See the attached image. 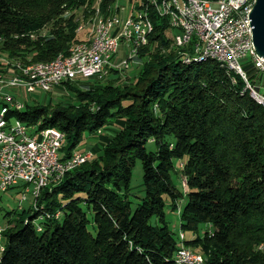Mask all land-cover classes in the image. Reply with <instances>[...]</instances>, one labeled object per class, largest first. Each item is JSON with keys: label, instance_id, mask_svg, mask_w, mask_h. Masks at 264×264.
<instances>
[{"label": "trees", "instance_id": "16d2710c", "mask_svg": "<svg viewBox=\"0 0 264 264\" xmlns=\"http://www.w3.org/2000/svg\"><path fill=\"white\" fill-rule=\"evenodd\" d=\"M116 1L0 0V52L22 65L66 56L83 39L64 12L96 3L107 14ZM144 4L138 0L137 9ZM147 11L153 29L136 52L144 59L131 85L115 84L112 71L91 83H62L76 105L58 101L5 113L63 133L64 159L84 133H103L97 155L40 188L27 211L6 213L0 264H175L179 243L198 249L204 264H264V250L256 248L264 243V107L215 60L183 62L167 19ZM45 26L47 34L39 35ZM242 68L250 83L261 81L249 61ZM136 160L143 196L132 210ZM180 202L177 241L164 210Z\"/></svg>", "mask_w": 264, "mask_h": 264}, {"label": "built area", "instance_id": "2783aa9c", "mask_svg": "<svg viewBox=\"0 0 264 264\" xmlns=\"http://www.w3.org/2000/svg\"><path fill=\"white\" fill-rule=\"evenodd\" d=\"M181 7V3H177ZM254 0H191V8H182L190 12L188 23H181L179 18L166 11V0H157L155 12L162 17H169L171 39L180 40V56L200 52L213 51L223 55L232 63L233 71L242 75V80L253 88L255 96L264 101V95L249 83L242 68V61H249L257 72L264 76V59L257 57L252 44L249 12ZM145 9V4L142 7ZM137 25V34H129V26ZM189 27H197L196 45L194 51L184 48V35ZM149 30L144 29L140 13H130L119 24L109 28L105 37H97L92 43V53L87 57H64L52 64L49 69L35 71L31 83H36V90L49 92L53 87L64 82L84 79L102 80L112 71H122L128 67V62L136 51L147 44ZM125 41L131 54L116 59L118 41ZM97 59H104V66H97ZM0 85L22 88L31 93L29 85H20L0 79ZM3 105L0 108V190L20 185L23 192L31 191L33 197L40 188L53 183L54 175H62V165L66 162L77 163V159L90 156L88 152L75 151L64 159L62 150V134L56 129H38V135H31V127L15 119H5L8 107H22L9 95L0 92ZM22 200L25 195L22 194ZM181 240V234H179ZM187 264H203L195 260V253L185 249L179 243L175 254Z\"/></svg>", "mask_w": 264, "mask_h": 264}, {"label": "rangeland", "instance_id": "374dc122", "mask_svg": "<svg viewBox=\"0 0 264 264\" xmlns=\"http://www.w3.org/2000/svg\"><path fill=\"white\" fill-rule=\"evenodd\" d=\"M137 8H138V0H117L115 3L111 5L110 12H107V14H101L98 11L95 3L92 8L87 10H85L84 7H81V8H73L69 11H66L64 12L63 17L64 18L73 17V19H75L77 23L76 33L80 39H83L85 41L88 39L89 37L88 34L90 33V31H92L95 23L98 20L101 19V21L103 22H110V23L112 22V28H113L114 22H116V24H119L120 21H122L124 18L128 16V14L138 12L139 9ZM48 29L49 26H45L41 30H39L38 34L45 35L47 34ZM170 33L172 34L173 31H171ZM130 54L131 51L129 45L125 41L119 40L116 59L124 58L125 56H129ZM143 59L144 58H138L137 53L135 55H132V58L128 62V67L123 69L122 71L116 72L110 77H115V76L118 77V80L115 83L117 85L120 86L131 85L140 67L143 64ZM17 65L18 67H20L19 65L22 64H20L16 60L8 59L3 53L0 52V79L10 78L12 76L11 73L17 74L18 72L16 71H19ZM241 65H243V61ZM258 76L259 78L262 77V79L260 82H254V84L256 83L255 89L260 94L264 95V76L259 73ZM93 80L94 79L88 80V82L91 83ZM61 85L62 84L53 87L52 90L49 92H42L36 90L35 88L34 89L35 92H31V93L26 92L22 88L12 87L8 85H0V92L1 94L5 93L9 95L10 97H12L13 100L23 105L42 104V105H50L51 107H53V105L58 101H63L66 103L69 102L71 104L76 105L77 103L73 101L72 97L69 96L71 95V93L68 92L65 87H61ZM102 133L103 130H101L100 133L91 136H89L87 133H84L82 140L77 145L75 150L79 152L90 153V156L92 157L89 158L92 159L95 155H97V153L100 152L101 145L98 144V141ZM146 150L153 151L154 150L153 143L148 142L146 144ZM89 158L88 160H90ZM142 174H143L142 165L140 161L136 160L131 168V174L129 180V185H130L129 200L131 201L130 206L132 210L136 207L137 203L139 202V199L143 196ZM176 177L178 181L182 183V177L178 171H176ZM22 194L25 195L24 200L21 199ZM32 199H33V195L31 191L23 192L20 185L8 188L4 191L0 190V231L3 227L6 226L7 219L9 218L5 216L6 213L13 212L10 218L17 217V215L21 212V210L27 211V209L31 205ZM180 205L181 202L174 210H170L167 207L164 210V217L168 224V228L173 233V236L177 241H178V236L181 233L179 229V216H178ZM87 226L89 231L92 234H94L95 232L90 222L88 223ZM205 228L206 226L201 225L198 229L197 235L201 236ZM183 236L185 239H190L192 237V234L189 232H184ZM2 243L3 240H1L0 238V245ZM256 248L259 250H264V243H260ZM188 249L192 253L199 255L202 258L204 264V256L202 253L199 252L198 249H191V248Z\"/></svg>", "mask_w": 264, "mask_h": 264}, {"label": "bare ground", "instance_id": "6f19581e", "mask_svg": "<svg viewBox=\"0 0 264 264\" xmlns=\"http://www.w3.org/2000/svg\"><path fill=\"white\" fill-rule=\"evenodd\" d=\"M196 1H204V0H196ZM156 2H157V0H147V5L145 6V9H142L141 7H139L138 12H135V13H140L141 20L144 23V29L149 30L150 32L152 31L153 26H152V23L148 17V11L147 10H148V6H150L155 11ZM177 3H181L182 8H191V0H166V11H167V13L173 14L174 16L178 17L181 23H188L190 20V12H187L185 9H181V7L178 6ZM155 13H157V15L161 16L159 12H155ZM164 18L167 19L168 26L170 27L169 17H164ZM109 28H112V22L111 23L110 22H103V21H101V19L98 20L95 23L92 31H90V33L88 34L89 35L88 39L85 41L76 43L72 47L71 52L68 55H66V56L65 55H57L54 59L47 61V62H34V63H30L27 65H19L20 67H18V65H17L19 71H16V72H18L17 74L11 73L12 76L9 78V82H15V83H18L20 85H29V90H34L36 88V83H31V81H32V75L35 74V71L47 70L50 68V66L52 64H55V63L61 61V59H64V57H73V58L87 57L88 54L92 53V43L96 40V36L97 37H105L107 35V33L109 32ZM129 34H137V25H130L129 26ZM196 37H197V27H189L186 30V33L184 35V48H186L187 51H194V48L196 45ZM172 43L177 48H180V40L179 39H172ZM180 57H182L183 62H188L190 60L213 59L218 63V65L220 67L224 68L227 72L237 74V72L233 71L232 63H230L229 60H227L223 55L213 53V51L201 50L200 52L189 54V55H184V56H180ZM97 66H104V59H97ZM9 72H11V71H9ZM238 76L242 79V75H238ZM244 88H247L249 90L250 96L254 99V101L256 103H258L264 107V101L261 100L259 97L255 96V92H254L253 88L249 87L247 83H244ZM0 99H1V97H0ZM9 108H14V109L18 110V109L23 108V104H22V107H8V109ZM16 121H19V120H16ZM52 129H54V128H45V130H52ZM56 131H58V130L56 129ZM58 132L61 133L60 131H58ZM31 135H38L37 127H31ZM62 141H63V134H62ZM89 157H92V156H83L80 159H77V163L66 162L64 165H62V175L66 171H68V170L72 169L73 167L83 163ZM62 175H54L53 181L57 180ZM181 236H182V234H181ZM185 249L189 250L186 247H185ZM174 260L176 262L175 264H187L185 261L181 260L176 255H174ZM195 260L196 261H203L202 258L196 254H195Z\"/></svg>", "mask_w": 264, "mask_h": 264}, {"label": "water", "instance_id": "95a60500", "mask_svg": "<svg viewBox=\"0 0 264 264\" xmlns=\"http://www.w3.org/2000/svg\"><path fill=\"white\" fill-rule=\"evenodd\" d=\"M252 44L257 57L264 59V0H254L249 12Z\"/></svg>", "mask_w": 264, "mask_h": 264}]
</instances>
